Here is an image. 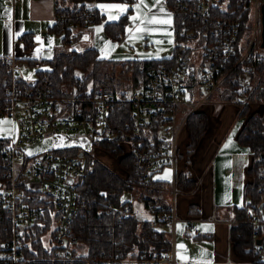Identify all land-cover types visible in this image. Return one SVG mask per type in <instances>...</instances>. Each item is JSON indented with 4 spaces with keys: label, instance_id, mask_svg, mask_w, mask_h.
I'll use <instances>...</instances> for the list:
<instances>
[{
    "label": "built area",
    "instance_id": "obj_1",
    "mask_svg": "<svg viewBox=\"0 0 264 264\" xmlns=\"http://www.w3.org/2000/svg\"><path fill=\"white\" fill-rule=\"evenodd\" d=\"M122 1L131 4L133 0ZM98 2L55 0V26L61 35L70 31L66 44L74 41L76 29L97 22ZM162 2L172 15L174 49L166 56L169 61L151 68L147 80L137 87L118 89L106 78L94 89L59 95L49 78L27 80L15 56H0V64L10 72L0 117L10 116L15 124L12 137L0 136V264H204L191 259L181 262L176 248L177 164L189 141L183 132L189 117L224 89L232 74L236 80L230 90L236 102L250 98V79L264 60L260 44L264 0ZM178 22L190 38L175 49ZM202 33L200 43H190ZM123 37L120 33L119 39ZM186 47L192 48L190 57ZM198 50L201 54L194 63ZM33 66L41 69L44 61L37 58ZM126 103L132 122L120 134L126 152L134 157L138 181L147 184L156 171L172 170L173 201L169 206L144 204L152 217L144 219L150 224L147 244L137 247L121 229L132 214L131 193L94 207L81 190L101 142L119 136L111 117L114 108ZM78 130L88 138L86 147L34 149L45 137ZM258 177L261 200L241 222L253 229V260L264 263V167ZM91 213L110 235L107 244L99 240L102 244L97 248L77 230V219ZM186 223V234L194 237L195 220ZM161 233L168 236L167 249L157 247Z\"/></svg>",
    "mask_w": 264,
    "mask_h": 264
},
{
    "label": "trees",
    "instance_id": "obj_2",
    "mask_svg": "<svg viewBox=\"0 0 264 264\" xmlns=\"http://www.w3.org/2000/svg\"><path fill=\"white\" fill-rule=\"evenodd\" d=\"M99 1H122V0H99ZM104 15H100L97 10V21H100ZM180 21V18H178ZM128 23V14L120 16L118 20L108 21L104 25L105 32L114 39L119 40L120 33L125 32ZM58 30V28L56 27ZM69 32L62 35L65 40L69 37ZM200 35H203L200 34ZM190 36L186 33V28L178 22V28L175 33V49L182 45V42L189 40ZM33 44L31 36L26 35L24 45L29 49ZM185 53L190 57L192 48L186 47ZM190 60V59H189ZM44 63L50 64L49 68H41L38 70L40 77H47L51 80L56 92L59 95L72 94L76 89L85 91L94 89L104 79L110 78L118 89H127L137 87L147 80L148 72L151 68L161 63H166L169 58H133L123 61L113 58H101L99 50L96 47H90L84 51L62 50L54 57L43 60ZM191 61V60H190ZM120 67L119 72L117 68ZM195 74L197 70L193 71ZM193 73V74H194ZM81 75L83 76L81 78ZM259 82L257 87L251 93L250 101L264 102V60L258 65ZM194 76V75H193ZM10 78V72L4 64H0V100L5 99L4 85ZM236 80V74H232L226 82L225 88L218 92L226 99H234V95L230 90L231 85ZM249 105L246 104L239 115H245L246 120L242 129L238 134V141L250 148L252 154V167L249 169L252 178L246 184L247 203L244 207L239 208L241 211L239 219L246 217L247 207H257L261 200L259 171L264 167V115H247ZM130 104L126 103L118 105L113 110L111 123L117 128L119 136L112 140L102 141L101 144L108 147L115 155H121L120 163L126 170L124 173L118 172L94 158L91 160L93 166L87 178L83 181L81 190L85 197L94 207H97L101 201L116 202L124 194H139V200H143L148 206L149 202H157L154 194H159L162 186L168 188V182L160 179H153L147 184H141L137 178L136 167L134 166V157L132 153L124 154L122 149L123 138H121V130L124 129L126 123H131ZM209 125L207 114L201 110L194 112L188 119L186 131L191 138L192 146H195L205 133ZM126 138V137H125ZM177 185L183 191H192L197 187V181L190 179L185 173L179 172ZM133 201L134 197H133ZM163 204V203H162ZM131 207L132 214L121 227L123 236L131 241L133 247L143 246L147 244L145 235L148 233L150 224L148 221H141L136 213L135 206ZM192 208L194 206L192 205ZM77 230L80 236L85 239L92 248H97L102 243L107 244L110 237L108 229L103 227L95 213H91L85 217L77 219ZM251 226L240 222V224L232 227V240L236 252L243 257H249L251 264H264L253 260L251 252L252 244ZM167 234L161 233L156 242L158 248L167 249L170 242Z\"/></svg>",
    "mask_w": 264,
    "mask_h": 264
},
{
    "label": "crops",
    "instance_id": "obj_3",
    "mask_svg": "<svg viewBox=\"0 0 264 264\" xmlns=\"http://www.w3.org/2000/svg\"><path fill=\"white\" fill-rule=\"evenodd\" d=\"M132 3L135 6L141 3V0L131 2L133 10ZM156 5L159 8V3ZM54 11L55 0H0V56H15L19 69H21L33 65V61L37 58L47 60L59 51L65 50L56 41V37L59 39L63 37L56 29ZM164 12L166 14L164 20L170 23V11L166 9ZM101 13L100 15H104ZM132 15L129 13L128 17ZM137 16L139 17V14ZM91 25L76 29L74 40L80 39L87 28L93 30L94 27ZM127 29H129V22L126 24L125 31ZM26 35L33 39V44L29 49H26L21 41ZM169 35L172 36L170 33ZM104 37L106 38L107 35ZM93 47L100 49L98 43ZM115 54L116 52L112 49H108L104 56L113 58ZM170 54L153 58L166 57ZM99 56H101L100 52ZM146 57L133 55L130 59ZM45 66L44 63L43 68ZM210 115L209 131L195 148L190 163L188 164L181 157L178 160V171H186L189 178L197 180V187L192 192L180 193L176 196V212L178 218L184 221L185 228L187 224L185 221L195 220L193 239L197 243L209 245L206 257L209 264H251L249 257L240 256L236 252L232 240V227L240 224L241 211L238 209L247 203L246 184L249 181L248 169L251 165L252 154L249 152L229 156L223 151L228 147L225 140L227 130L234 118L233 112L225 109L219 112L213 110ZM242 127L235 134L237 141ZM187 135V131L183 132V137ZM170 204L171 201L166 205ZM176 248L181 262L190 259L189 248H178L177 237Z\"/></svg>",
    "mask_w": 264,
    "mask_h": 264
},
{
    "label": "rangeland",
    "instance_id": "obj_4",
    "mask_svg": "<svg viewBox=\"0 0 264 264\" xmlns=\"http://www.w3.org/2000/svg\"><path fill=\"white\" fill-rule=\"evenodd\" d=\"M157 2V3H156ZM159 3V8L156 4ZM140 4V9L137 11L136 5ZM134 6L133 10L131 9V4H128L124 1H99L98 2V9L100 10L101 14H104L102 19L91 26L94 27V29H86L85 33L81 36L80 39L77 41L74 40L71 44H66L64 41L59 37H56V41L58 45L60 44V47L63 46L65 50H79L84 51L90 47H93L96 43H98L100 49L99 52L101 54V58H108V56H104V53L108 49H112V51L116 52V54L113 56V59L123 61L126 59H130L133 55H139L142 57H159L162 55H166L172 52L174 49V38H173V20L172 15L170 23H149L148 21L152 19V17H155L156 19L162 18L161 20H164L166 18V14L164 10H169L166 6V4L162 1L158 0H143V3H137ZM101 5H126L127 10H129V13H135V15H132L128 17L129 22V29L125 31L124 37L120 40L114 39L111 36H109L104 29V25L108 21H114L118 20L120 18V10L116 8H102ZM160 9V10H159ZM162 11V13H161ZM128 13V14H129ZM148 13V15H147ZM139 14V17L137 16ZM117 17L116 19H109V16ZM133 16H136L137 19L134 21L132 19ZM97 29H101L100 31H97ZM172 34L171 35H169ZM107 35L105 38L104 36ZM105 39V40H104ZM201 42V35L199 34L197 37H192L190 40L191 44H198ZM200 51L198 50L193 55V61L196 63L198 57L200 56ZM50 55V54H46ZM103 55V56H102ZM51 67L50 64H47L45 68ZM120 67L117 68V71L119 72ZM20 74L22 77H24L27 80H33L38 78L39 73L38 70L33 66H28L27 68H21ZM259 82V75L258 72L251 77L250 79V86L252 88L250 92L254 91V89L257 87ZM249 105V112L247 115H264V102H256V101H250V98L247 101H240L236 102L235 99H226L225 97H222L221 94L218 95L214 94L211 99L209 100V103L205 105L201 111L205 112L209 118V125L205 133L202 135L200 140L197 142L195 146H192L191 138L189 136V141L186 150L183 154H181V158L185 160L188 164L191 161V157L193 155V152L195 148L202 142L203 137L207 134L209 131V126L211 124V115L210 112L213 110L221 111L223 109L230 110L234 113V118L232 120V123L227 130L226 133V146H228L226 149L224 148V152H226L229 156H232L233 154H247L251 152L250 148L246 145H243L239 141L235 139V134L239 131V129L242 127L246 120L245 115H239V112L242 111L245 107V105ZM211 110V111H210ZM14 129L15 124L14 120L10 116H4L0 117V136H10L12 137L14 135ZM216 140V137L214 138ZM55 145V147H67V146H81L86 147L88 145V138L84 135V132L82 130L78 131H68V132H59L55 134L53 137L48 136L43 139H41L39 142L36 143L34 146L36 151H48ZM122 149L124 151V154L128 153V150L126 152V146L122 145ZM120 157L121 155H115L111 152V150L108 147L100 146L95 151V158L100 160L102 163L106 164L110 168H112L115 171L126 172V170L123 168V166L120 163ZM122 158V157H121ZM180 158V159H181ZM252 167V163L249 167V169ZM248 169V175L249 180L252 178L251 173ZM182 173H185L187 177L189 178V175L186 171H180ZM168 175L169 179H160V177H164ZM160 179L168 182V188L162 186L160 188L159 194H154V199L157 200L158 203L161 205L167 206L166 204L170 201H173V189L170 187V181L172 179V171L170 167L164 168L162 171H156L154 173V179ZM192 179V178H190ZM195 180V179H194ZM197 181V180H196ZM177 194L180 193H188L192 191H183L179 188L177 185ZM132 197H134V206L136 213L138 214L141 221H144L146 218H151L152 214L148 212V210L145 209V202L142 200H139L140 196L139 194H132ZM248 199V198H247ZM167 202V203H166ZM163 203V204H162ZM250 207H247L246 215L248 212V209ZM186 222V221H185ZM185 223L181 219L178 218L177 225H176V237H177V245L178 248H189L190 250V259L204 262V264H209V260L206 259L207 253L209 252V245L204 243H197L194 241L192 235L186 234L185 230ZM197 229V228H196ZM183 246V247H181ZM206 259V260H205Z\"/></svg>",
    "mask_w": 264,
    "mask_h": 264
},
{
    "label": "snow or ice",
    "instance_id": "obj_5",
    "mask_svg": "<svg viewBox=\"0 0 264 264\" xmlns=\"http://www.w3.org/2000/svg\"><path fill=\"white\" fill-rule=\"evenodd\" d=\"M141 3H143V0H141ZM100 7H102V8H116V9H119L120 11H124L127 8L126 5H101ZM135 7H136L137 11H139L140 4H137ZM116 18L117 17L111 16V15L109 16V19L110 20L111 19H116ZM132 19L135 21L137 19V17L136 16H133ZM148 22L149 23H168L169 21H167V20H158L155 17H152V19L149 20ZM100 30L101 29H97V31H100ZM160 179H169V176L166 175L164 177H160ZM181 247H183V246H181ZM181 258H183V257H181Z\"/></svg>",
    "mask_w": 264,
    "mask_h": 264
},
{
    "label": "water",
    "instance_id": "obj_6",
    "mask_svg": "<svg viewBox=\"0 0 264 264\" xmlns=\"http://www.w3.org/2000/svg\"><path fill=\"white\" fill-rule=\"evenodd\" d=\"M261 23H262V28H261V47L264 48V4L261 7ZM262 157L264 158V154H262ZM153 173V172H152ZM262 204L260 205V209H262Z\"/></svg>",
    "mask_w": 264,
    "mask_h": 264
}]
</instances>
